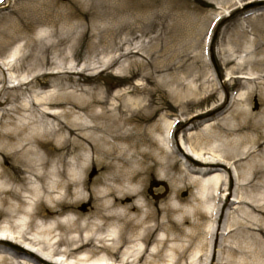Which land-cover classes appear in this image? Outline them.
Wrapping results in <instances>:
<instances>
[{"label":"rangeland","instance_id":"1","mask_svg":"<svg viewBox=\"0 0 264 264\" xmlns=\"http://www.w3.org/2000/svg\"><path fill=\"white\" fill-rule=\"evenodd\" d=\"M10 54L15 57L8 58ZM7 63L10 68L5 67ZM0 68L7 87L15 85L21 77L29 80L33 76L30 81L36 88L21 91L20 99L30 101L32 91L49 92L59 98L60 105L70 101L82 107L83 112L74 111L69 118L76 126L90 127L88 117L91 113L100 115L103 101L110 110L108 116L115 119L124 110H115L116 106L122 107L129 100H137L140 106H124L126 116L132 110L140 117L152 118L146 124H139L134 132L125 126L127 135L142 134L145 127L152 131L164 120L171 122L165 144L157 131L150 133L151 143L147 135V144H140L137 139L135 149L133 139L114 141L110 134H105L108 144L102 148L110 157L102 162V157L90 152L80 176L75 174L73 178L91 183L94 179L132 176L146 180L145 186L133 184L132 188L152 199L154 194L169 187L161 166L165 152H172L177 161L171 172L176 178L181 176L179 165L192 178H199L194 172L204 171L175 152L176 144L186 153L194 150L186 140L190 135L218 122L234 127L243 118H248L254 131L235 132L228 140L234 136L235 139L252 137L256 132L264 134V0H3L0 3ZM154 70L159 72L153 75ZM47 72L52 76L42 77ZM204 75L207 84H204ZM152 76L150 82L146 80ZM173 79L182 86L177 87L171 82ZM1 87L2 84L0 93ZM136 87L140 89L138 93L134 92ZM99 97H102L100 104ZM219 104L222 109L193 123H184L188 117L205 113ZM9 107L8 102L0 108V115ZM54 111L60 114L63 109ZM27 115L20 114L16 120L23 121ZM94 122L104 123L102 119ZM55 124L56 120L51 121L52 127ZM77 154L85 156V151ZM75 156L76 153L67 159L68 166L59 179H72L68 172L71 167L74 169ZM213 174L222 176L230 205L241 191L228 179L227 173L217 170ZM24 178L34 179L29 173H24ZM190 192L195 195L196 187H189L182 197L188 202L187 208L195 204ZM172 198L167 191L159 201L171 205ZM231 207L233 212L235 206ZM229 223V219L223 218V228ZM238 239L221 238L216 256L225 259L224 247H234ZM134 248L129 245V249ZM232 260L233 264L254 262L252 256L246 255H237Z\"/></svg>","mask_w":264,"mask_h":264},{"label":"bare ground","instance_id":"2","mask_svg":"<svg viewBox=\"0 0 264 264\" xmlns=\"http://www.w3.org/2000/svg\"><path fill=\"white\" fill-rule=\"evenodd\" d=\"M14 57L10 54L8 58ZM4 65L10 68L9 63ZM157 72L154 70L153 75ZM45 76L52 74L47 72L42 75ZM32 77L29 80L21 77L15 85L7 87L0 68V108L8 102L10 106L0 115V129L4 128L0 130V264H60L63 259H69L65 264H233L232 257L237 255L252 256L253 264H264V162L260 155H264V134L256 132L252 137L235 139L234 136L228 140L235 132L254 131L248 118L241 119L234 127L218 122L190 135L186 139L194 148L190 154L175 145L176 153L204 170L194 172L199 178H192L181 165L178 169L181 176H173L171 172L177 161L172 152H165L161 166L169 187L148 199L132 188L133 184L145 186L146 180L132 176L94 179L91 183L73 178L75 174L80 176L90 152L102 157V162L110 157L102 148L108 144L105 134H110L114 141L133 139L135 149L137 139L138 143L147 144L146 135L150 142L153 131L161 133L162 141L167 143L172 123L164 120L152 131L145 127L142 134L127 135L125 126L134 132L139 124L152 119L140 117L132 110L126 116L127 107L140 106L137 100H129L124 105L126 108L116 106L115 110L124 109L118 119L108 116L110 110L103 101L100 115H89L90 127L76 126L69 118L74 111L83 112V109L70 101L60 105L59 98L53 94L35 91L30 101L20 99L24 90L36 88L31 85ZM152 78L146 80L150 82ZM176 81L171 80L181 87L182 83ZM207 83L205 79L204 84ZM139 91L138 87L134 90ZM64 105L68 106L63 108ZM60 108L63 109L60 114L54 111ZM220 109L222 104L192 115L184 123H193ZM20 114L28 115L18 122L16 116ZM99 119L104 123L94 122ZM53 120H56L54 127ZM86 129L88 132L84 133ZM79 151H85V156L80 157ZM74 153V169L67 171L72 179H59L68 166L67 159ZM217 170L227 173L241 191L230 205L222 176L213 174ZM24 173L34 179H25ZM158 184L164 186L162 182ZM192 186L196 192L189 195L195 204L187 208L188 202L182 197ZM167 191L173 195L171 205L159 201ZM140 197L143 201H139ZM231 206H235L233 212ZM223 218L230 220L225 228ZM237 237L234 247H224L226 258H218L219 240ZM242 244L247 245L241 247ZM129 245L135 248L129 249Z\"/></svg>","mask_w":264,"mask_h":264},{"label":"snow or ice","instance_id":"3","mask_svg":"<svg viewBox=\"0 0 264 264\" xmlns=\"http://www.w3.org/2000/svg\"><path fill=\"white\" fill-rule=\"evenodd\" d=\"M0 3H3V0H0Z\"/></svg>","mask_w":264,"mask_h":264}]
</instances>
